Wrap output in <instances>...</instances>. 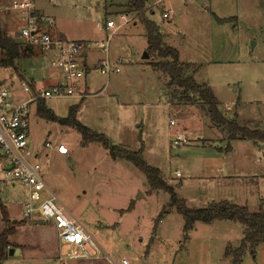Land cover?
Masks as SVG:
<instances>
[{"label": "rangeland", "instance_id": "obj_1", "mask_svg": "<svg viewBox=\"0 0 264 264\" xmlns=\"http://www.w3.org/2000/svg\"><path fill=\"white\" fill-rule=\"evenodd\" d=\"M7 1L0 0L1 7H6ZM32 1L39 12L52 19L51 29L57 37L86 43L90 49L86 53L87 76L79 84L86 97L45 100V109L66 118L70 106L79 105V124L122 149L140 153L189 209L227 202L264 213V141L241 140L238 134L235 138L239 140L227 139L225 128L212 129L213 122L201 103L193 100L195 96L183 101L175 90L170 91L175 105L167 101L162 94L167 76L150 64L157 57L143 62L145 31L139 19L126 11L129 0ZM146 1L145 18L158 28L164 44L177 51L179 61L191 67L195 82L211 87L223 118L264 133V0ZM123 10L126 13H120ZM164 12L169 13L168 20L161 18ZM120 15L127 24L112 35L108 47L109 62L115 65L120 61L119 73L102 76L96 62L104 56L97 51V44L112 31L105 29V23L112 21L118 27L123 22ZM0 27L14 33L17 23L2 12ZM48 61L33 48L32 56L16 60L15 72L0 62L1 86L15 94L16 102L28 99L20 91L19 76L33 86H48L56 76ZM36 107L30 108L28 145L32 152L48 154L41 180L93 239L103 257L115 264L120 260L127 264L230 263L224 252L240 246L243 231L239 223L197 222L185 234L183 217L169 205V195L151 190L132 163L111 159L98 143L84 144L75 128L41 118ZM170 120L174 127L169 126ZM176 131L189 142L173 151L169 136ZM210 139V149L200 147L203 140ZM45 142L63 145L68 154L44 151ZM175 172L180 177L176 178ZM26 199L21 184L7 183L0 189V203L7 216L5 222L0 216V232L7 228L12 233L0 264H56L57 232L50 223L22 217ZM9 248L18 249L19 257L9 258ZM241 262L264 264V244L247 249ZM69 264L107 263L101 259Z\"/></svg>", "mask_w": 264, "mask_h": 264}, {"label": "built area", "instance_id": "obj_2", "mask_svg": "<svg viewBox=\"0 0 264 264\" xmlns=\"http://www.w3.org/2000/svg\"><path fill=\"white\" fill-rule=\"evenodd\" d=\"M7 12L17 23L16 31L12 33V40L38 50L49 60V68L57 74L59 81L52 86H33L19 77L17 83L20 91L27 95L26 100H17L14 93H9L0 84V189L7 183L21 184L26 190V201L22 205L21 215L30 222H44L53 225L57 232L58 256L56 264H69L75 260L99 261L104 259L107 264H115L106 256L91 239L74 217L68 214L58 202L57 198L48 193L41 180V171L48 165V154L32 152L28 145L29 115L31 105L38 101L52 99H84L86 93L79 91V84L85 78V70L80 62L81 52L86 45L78 41L65 40L55 37L51 33L52 19L37 12L32 0H12L6 7L0 6V16ZM169 13H162L161 18L168 20ZM124 23V16L120 17ZM112 21L105 23V29H111L103 42L97 44L98 50L105 53L110 37L117 31ZM118 61L115 65L109 62L107 56L98 62L97 70L104 76L118 74ZM227 110L228 108L225 107ZM169 126L176 124L169 121ZM170 148H177L188 144L182 132L176 131L169 136ZM44 151H56L59 155H67V149L61 144L45 142ZM41 161H37L38 157ZM174 176L180 177L179 172ZM43 192L50 198L43 197ZM118 264H127L120 260Z\"/></svg>", "mask_w": 264, "mask_h": 264}, {"label": "trees", "instance_id": "obj_3", "mask_svg": "<svg viewBox=\"0 0 264 264\" xmlns=\"http://www.w3.org/2000/svg\"><path fill=\"white\" fill-rule=\"evenodd\" d=\"M146 0H129L126 5L128 10L144 27L147 49L149 55L157 57L153 68L167 76V86L171 91H179L183 101L188 99L199 101L205 108L206 114L216 127H223L229 133V139H234L236 134L241 139H252L255 141H264V133L251 131L239 127L231 121L225 120L218 112L215 105V97L208 87L198 85L192 76L189 75L191 67L188 64L179 61V54L163 43V38L158 32V28L144 16ZM264 15V8H263ZM264 33V26H263ZM0 51L3 59L0 61L4 68H11L16 71L15 62L19 58H29L33 54V49L29 46L15 43L10 35L0 27ZM176 92V91H175ZM171 99L175 101L171 96ZM192 100V101H193ZM78 106H70L66 118H59L52 114L44 107V101H38L37 113L47 121L57 123L61 126L73 127L80 134L81 141L84 144L98 143L108 153L113 160H126L134 165V167L146 177L151 190H162L169 195V205L183 217V232L186 234L193 229L196 222L202 224H210L216 220L235 221L240 224L243 231V238L238 248H226L224 257L229 258L230 264H241V257L247 249L254 246L264 244V213L260 209L257 212H250L244 207H239L227 202H218L208 205L202 209H189L186 207L185 201L176 196L173 189L166 184L160 176L157 169L148 166L138 152H131L122 149L110 143L102 135L92 132L89 128L79 124L76 119ZM0 216L2 221H6L7 216L4 206L0 203ZM11 229L4 228L0 232V261L6 258V247L8 246L7 237L10 236Z\"/></svg>", "mask_w": 264, "mask_h": 264}, {"label": "crops", "instance_id": "obj_4", "mask_svg": "<svg viewBox=\"0 0 264 264\" xmlns=\"http://www.w3.org/2000/svg\"><path fill=\"white\" fill-rule=\"evenodd\" d=\"M12 0H8L7 1V4H9L10 2H11ZM33 2V1H32ZM6 4V5H7ZM0 6H1V4H0ZM126 8V6L123 8V9H125ZM146 8H147V6H146ZM37 10V9H36ZM127 11V10H126ZM37 12L38 13H40V14H42L41 12H39L38 10H37ZM120 13H126L124 10L123 11H121ZM152 13V12H151ZM149 14V13H148ZM43 15V14H42ZM147 15V14H146ZM121 16H123V15H120V17ZM134 20V19H133ZM132 20V21H133ZM124 24H127V23H121L118 27V29H117V31L115 32V33H117L118 32V30L120 29V27H122ZM51 33H52V35L53 36H55V37H57V35H55L54 33H53V31H52V29H51ZM114 33V34H115ZM9 35H10V37H11V35H12V33H8ZM113 34V35H114ZM106 37V36H105ZM104 37V38H105ZM59 38V37H58ZM61 38V37H60ZM111 38H112V36L110 37V40H109V42H108V45H107V49H106V52L103 54V53H101L99 50H97V51H99V53L101 54V55H103L104 57L105 56H107V58H108V47H109V44H110V42H111ZM163 38V37H162ZM11 39H12V37H11ZM62 39V38H61ZM106 39V38H105ZM163 43H164V38H163ZM84 45H86L85 46V48H83V50H82V52H81V59H80V62H81V64H82V67L84 68V70H85V73H86V75H85V77L87 76V72H88V68H87V66H86V60H87V58H86V53L88 54L89 53V51H90V49H89V46H88V44H86V43H83ZM147 44V43H146ZM165 45V44H164ZM33 49V48H32ZM147 49V46H146V48H145V50ZM38 51V50H37ZM39 53V52H38ZM83 53V54H82ZM147 53V52H146ZM40 55V54H39ZM149 55V54H148ZM151 58H155V56L154 55H149L148 56V58L146 59V58H144V56H143V58L142 59H144L143 60V62H145V63H148L149 62V59H151ZM104 59V58H103ZM109 59V58H108ZM100 60H102L101 58L99 59L98 58V60H97V67H98V62L100 61ZM49 62V61H48ZM120 62V61H119ZM153 63H156V62H151L150 64H152L153 65ZM157 73H159L160 75L162 74L161 72H157ZM55 74V73H54ZM194 74V71H190L189 72V75L190 76H192ZM20 78H22L21 76H19ZM157 77H158V79L160 80V78H159V76L157 75ZM193 77V76H192ZM194 79V78H193ZM59 81V78H58V76H57V74H56V76H55V79H53L52 80V83H50V84H47L48 86H52V84H55V83H57ZM167 81H168V79H164V81H163V83H164V85H165V88L166 89H164L163 91H162V94L164 95V96H166L167 97V101L169 102V101H171V102H169V103H173L174 105H175V102L176 101H173L172 99H171V95H170V91H171V88H168V86H167ZM195 81V80H194ZM198 85H200V84H198ZM201 86H205V87H208L207 85H204V84H201ZM209 89H211V87H208ZM211 91H212V89H211ZM212 93H214L213 91H212ZM214 95V94H213ZM83 100V99H82ZM38 103V102H37ZM37 103H36V105H37ZM186 103H188V102H186ZM215 105H216V100H215ZM217 106V105H216ZM229 109V108H228ZM228 109L226 110V109H224L226 112L228 111ZM218 110V109H217ZM78 112V111H77ZM220 114V113H219ZM221 115V114H220ZM222 116V115H221ZM223 117V116H222ZM229 121H231V122H234V120H229ZM235 124H236V122H234ZM212 126H213V128L212 129H214V130H216L215 129V127L217 126H215L213 123H212ZM247 126H244V128H246ZM217 128H219V127H217ZM220 128H223V127H220ZM88 129V128H87ZM226 138L227 139H229V137L228 136H226ZM235 140H239V138H234ZM241 140H243V139H241ZM203 141H205L204 143H200L199 145H200V147L201 148H203V149H210L211 148V141H213V140H203ZM202 141V142H203ZM210 141V142H209ZM113 145H114V143H112ZM205 147H208V148H205ZM197 223V222H196ZM196 223L194 224V225H196ZM230 264V263H229Z\"/></svg>", "mask_w": 264, "mask_h": 264}, {"label": "water", "instance_id": "obj_5", "mask_svg": "<svg viewBox=\"0 0 264 264\" xmlns=\"http://www.w3.org/2000/svg\"><path fill=\"white\" fill-rule=\"evenodd\" d=\"M145 54V53H144ZM144 58H148V55L145 54L144 55ZM8 257L9 258H18L19 255H20V251L18 249H12V248H9L8 250Z\"/></svg>", "mask_w": 264, "mask_h": 264}]
</instances>
